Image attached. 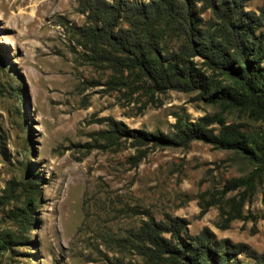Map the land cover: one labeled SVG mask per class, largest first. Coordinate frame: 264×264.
<instances>
[{"label": "rangeland", "instance_id": "374dc122", "mask_svg": "<svg viewBox=\"0 0 264 264\" xmlns=\"http://www.w3.org/2000/svg\"><path fill=\"white\" fill-rule=\"evenodd\" d=\"M234 1L244 19L260 17L264 32V0L225 7ZM78 5L0 0V196L9 184L13 190L0 200V264H190L185 249L203 240L228 264H264V119L197 91L149 100L106 87L108 73L86 64L76 44L75 27L85 22ZM196 6L201 28L218 24ZM192 62L203 68L200 57ZM202 118L216 136L218 120L239 129L259 162L181 141L178 122L189 128ZM252 174L255 189L244 200V188L222 194L229 181ZM30 180L33 190L24 189ZM145 224L178 251L135 253L129 240Z\"/></svg>", "mask_w": 264, "mask_h": 264}, {"label": "trees", "instance_id": "16d2710c", "mask_svg": "<svg viewBox=\"0 0 264 264\" xmlns=\"http://www.w3.org/2000/svg\"><path fill=\"white\" fill-rule=\"evenodd\" d=\"M196 4L210 9L218 24L201 28ZM225 4L226 0H149L147 3L79 0L78 12L85 22L75 27V41L82 48L86 64L108 73L104 85L112 90H125L129 96L140 94L149 100L168 91H197L209 96L213 103L264 119V32H257L262 25L258 21L260 17L253 19L256 23L248 21L238 2L232 3L231 10ZM261 15L264 23V12ZM171 41L179 43L176 48L169 46ZM196 57L204 60L203 68L192 62ZM218 121L223 127L218 136L208 129V118L189 128H181L178 122V137L184 142L196 139L210 142L219 149L240 153L253 163L259 162L249 138L236 127ZM121 131L140 144L154 142L143 132L114 127V132ZM151 138L172 142L168 138ZM254 178L252 174L247 179L231 180L223 187L222 194L244 188L241 194L244 200L255 189ZM34 185L30 180L22 187L33 190ZM11 186L4 190L0 200L11 198ZM34 201L30 198L28 206ZM238 204L236 199L232 201V205ZM237 218H241L240 210ZM156 232L145 224L129 240L132 250L142 255L155 252L154 257L165 250L178 251ZM185 253L190 255V264L229 263L225 254H218L214 245L205 240L195 248L185 249Z\"/></svg>", "mask_w": 264, "mask_h": 264}]
</instances>
